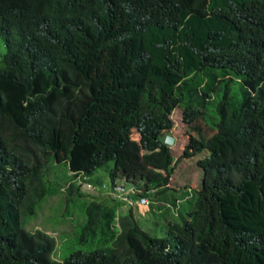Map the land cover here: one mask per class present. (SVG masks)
I'll return each mask as SVG.
<instances>
[{
	"label": "trees",
	"instance_id": "trees-1",
	"mask_svg": "<svg viewBox=\"0 0 264 264\" xmlns=\"http://www.w3.org/2000/svg\"><path fill=\"white\" fill-rule=\"evenodd\" d=\"M176 106L173 160L160 132ZM202 150L163 234L117 209L112 187L142 181L173 215L167 176ZM77 197L93 248L59 261L25 219ZM0 264H264V0H0Z\"/></svg>",
	"mask_w": 264,
	"mask_h": 264
},
{
	"label": "rangeland",
	"instance_id": "rangeland-1",
	"mask_svg": "<svg viewBox=\"0 0 264 264\" xmlns=\"http://www.w3.org/2000/svg\"><path fill=\"white\" fill-rule=\"evenodd\" d=\"M170 119L172 121V127L170 132L175 135V142L173 147L170 149L171 156L173 160L180 153L182 146L187 141V134L185 132V124L181 121V108L176 106L173 108L170 113ZM200 126L201 124L198 123ZM204 135H208L210 131L201 127ZM131 137L133 139H137L138 135L134 130L131 132ZM205 152H201L200 154L189 158V159H181L174 167V176L177 179L178 183H183L186 180L190 187L196 188L198 186L199 178H197L196 172H200V168H196L194 163L196 160L203 157ZM194 167V169H193ZM63 166L58 164L55 167L50 169L49 176L52 181L57 184L63 183L65 180V171L63 170ZM193 170V171H192ZM99 178L106 180L104 177V173L96 174ZM126 184H129L128 181H123ZM178 183L175 181L173 186H177ZM182 189V188H181ZM59 192V191H57ZM56 192V193H57ZM87 192V191H86ZM174 195L179 194V188L175 190H171ZM95 193L91 192V195ZM192 194L194 195V190H192ZM47 200V199H45ZM44 200V201H45ZM192 200V197L190 198ZM41 204L40 209L38 211L37 207L35 208L37 211L33 215L28 216L25 219V227L30 230L33 227L45 230L48 233H51L55 238V249L53 251V256L56 260H62L69 253L74 250H82L88 251L93 248L91 245H81L76 242V237L78 236L79 229L82 227L83 215H81L74 207H77L78 204L81 207L84 202H86V198H74L71 203L63 204L55 202L50 204L48 201ZM187 200H183L180 204L181 207L179 212L181 215L185 214L187 209ZM142 205L133 206L134 217L137 219V223L144 230L146 229L152 235H161L164 232L165 220L161 215L149 214L148 212L144 213V215H140L142 212ZM126 210H124L125 212ZM168 219H174L177 222H180L179 216H174L171 213H167Z\"/></svg>",
	"mask_w": 264,
	"mask_h": 264
},
{
	"label": "clouds",
	"instance_id": "clouds-1",
	"mask_svg": "<svg viewBox=\"0 0 264 264\" xmlns=\"http://www.w3.org/2000/svg\"><path fill=\"white\" fill-rule=\"evenodd\" d=\"M169 117H170V115H169ZM182 123H184V122H182ZM171 127L169 129H167V130H162L160 132L161 142L167 146V148L169 149V152L171 151L170 149L173 147L174 142H175V135L173 134V132L172 133L170 132ZM135 133H137V132L135 131ZM137 135H138V133H137ZM201 152H205V155H206L207 150H202V151L194 154L191 157L182 158V159L192 158V157L200 154ZM179 154H181V151H180ZM179 163H181V162H179ZM194 165H195L196 168H198L196 163H194ZM193 169H194V167H193ZM173 171H174V169H173ZM173 171H172V173L169 176H167V183L164 185V187L167 188L166 191H168L170 188H172V189L179 188V190L182 192L180 195H178L174 199V204L172 206V211H173V215H175V213H177V211H178L177 210L178 206H179V209H180V207H181L180 204L182 203V201L186 200L190 196H192V197L194 196L192 194V191H191V188H194V186L190 187V185L187 183L188 180H186L183 183H178L177 179L174 176V172ZM193 172H196L197 178H199V181H198V186H199L200 178H201L199 176V172L197 170L193 171ZM175 181L178 183V185L176 187L173 186V183ZM143 182H144V180H143ZM117 187L118 186H116V185L114 187H112L111 194H112L113 197H115L118 200L117 202L119 203V205H118L117 209H119V211H121V212H124V210H129L130 209L132 211V213H133V206L142 205L143 208H142V212L140 213V215H144V213H146V212H148L149 214H155L156 213L157 215H160V213L162 212V209H157L156 205H162L163 207H165V205H168V203L166 201L164 202V204H165L164 205L160 201V199L158 197L155 198V196H154L155 190L159 189L161 187V185H159V186H151V188L145 189V192L148 195H140L141 193H143V190H144L143 186H142V181H139V182L136 181V184H133V183L129 182V184H126V187H121V190H118ZM189 206H187L186 211L189 209ZM186 211H185V213H186ZM183 215H185V214H183ZM180 216H181V214L179 215V217ZM163 219L166 221L167 216L163 217ZM114 224H115L116 227H119L117 222H115ZM144 230L147 231L146 229H144ZM48 234L52 235L51 233H48ZM55 243H56V241H55ZM164 248L168 249V245H166ZM52 256H53V254H52ZM53 258H55V257L53 256ZM59 261H61V260H59Z\"/></svg>",
	"mask_w": 264,
	"mask_h": 264
},
{
	"label": "built area",
	"instance_id": "built-area-1",
	"mask_svg": "<svg viewBox=\"0 0 264 264\" xmlns=\"http://www.w3.org/2000/svg\"><path fill=\"white\" fill-rule=\"evenodd\" d=\"M117 189H118V190H121V187L118 186Z\"/></svg>",
	"mask_w": 264,
	"mask_h": 264
}]
</instances>
